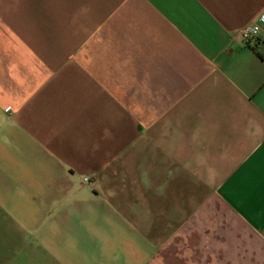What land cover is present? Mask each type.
Segmentation results:
<instances>
[{"label": "crops", "instance_id": "obj_1", "mask_svg": "<svg viewBox=\"0 0 264 264\" xmlns=\"http://www.w3.org/2000/svg\"><path fill=\"white\" fill-rule=\"evenodd\" d=\"M208 188L264 246V0H0V256L148 264Z\"/></svg>", "mask_w": 264, "mask_h": 264}, {"label": "rangeland", "instance_id": "obj_2", "mask_svg": "<svg viewBox=\"0 0 264 264\" xmlns=\"http://www.w3.org/2000/svg\"><path fill=\"white\" fill-rule=\"evenodd\" d=\"M83 180L87 183L95 182L88 175H84ZM146 183H149L150 193L151 182H144ZM207 191L208 212L200 213L198 200H194L192 212L183 214L176 211L173 214L176 217L175 228H164L160 222L162 226L155 232L160 233L161 244L148 264H264V256L259 254L260 251L262 255L264 246L250 244L253 236L248 235V229L227 211L213 190L208 188ZM192 194L194 196L193 191ZM147 198L151 204V195ZM184 215L186 221L183 219ZM233 223L236 228L229 227ZM4 251L6 252V248ZM0 252L3 250L0 249ZM64 258L67 257L0 256V264H72ZM77 264L88 263L84 259Z\"/></svg>", "mask_w": 264, "mask_h": 264}, {"label": "built area", "instance_id": "obj_3", "mask_svg": "<svg viewBox=\"0 0 264 264\" xmlns=\"http://www.w3.org/2000/svg\"><path fill=\"white\" fill-rule=\"evenodd\" d=\"M260 24L255 22L251 24H247L246 26L240 28L239 34L244 42H248L251 39L256 38V36L260 32Z\"/></svg>", "mask_w": 264, "mask_h": 264}]
</instances>
